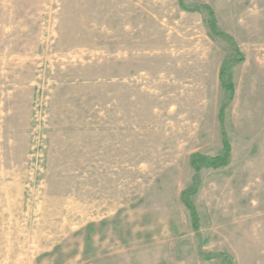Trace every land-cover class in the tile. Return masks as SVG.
Segmentation results:
<instances>
[{"label": "rangeland", "instance_id": "rangeland-1", "mask_svg": "<svg viewBox=\"0 0 264 264\" xmlns=\"http://www.w3.org/2000/svg\"><path fill=\"white\" fill-rule=\"evenodd\" d=\"M0 264H264V0H0Z\"/></svg>", "mask_w": 264, "mask_h": 264}, {"label": "trees", "instance_id": "trees-1", "mask_svg": "<svg viewBox=\"0 0 264 264\" xmlns=\"http://www.w3.org/2000/svg\"><path fill=\"white\" fill-rule=\"evenodd\" d=\"M203 8L208 11L209 20H208L207 24H208V27H209L211 33H213L217 37H224L228 41V43L230 44L232 51H233V54L237 57L236 60L229 61L228 66L243 63L244 58L240 54V51H239L238 46L236 45L235 41L230 36H228L222 32L216 31V21H215L214 12L210 8H208L207 6H205ZM184 10H186L188 12H200L201 11L200 8L184 9ZM222 78H223V72L220 73V84H221L222 89H224L225 91H227L229 93V102H231L233 100V97H234V87L232 84H225L223 82ZM224 137H223V139H224L223 140V148L220 151L219 155H217L216 157H205V156H201L199 154L192 155L190 157L191 168H193L195 171H198L201 167H207V168H212V169H219V168L225 167L227 165L229 157H230L231 148H230L229 143L226 141V139ZM193 193H194V191L182 193V199H183L182 202H183L185 208L190 213L192 228L194 229V231H197L199 220H198L197 213H196L194 206L189 201V198L191 197V195ZM216 256L218 257L221 255H216Z\"/></svg>", "mask_w": 264, "mask_h": 264}]
</instances>
